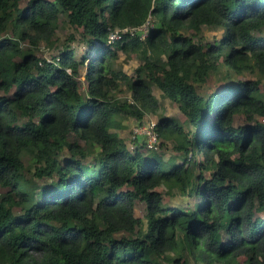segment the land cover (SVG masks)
Wrapping results in <instances>:
<instances>
[{
  "label": "trees",
  "instance_id": "1",
  "mask_svg": "<svg viewBox=\"0 0 264 264\" xmlns=\"http://www.w3.org/2000/svg\"><path fill=\"white\" fill-rule=\"evenodd\" d=\"M60 15L80 30V58L73 33L51 57L36 53ZM148 18L144 40L106 44L110 29ZM202 25L223 35L204 42ZM263 28L264 0H0V264H264ZM118 49L140 61L133 74L115 65ZM221 65L255 78L199 93ZM146 114L181 161L111 133ZM26 153L48 180L35 196L18 180ZM159 187L193 207L163 203Z\"/></svg>",
  "mask_w": 264,
  "mask_h": 264
},
{
  "label": "rangeland",
  "instance_id": "2",
  "mask_svg": "<svg viewBox=\"0 0 264 264\" xmlns=\"http://www.w3.org/2000/svg\"><path fill=\"white\" fill-rule=\"evenodd\" d=\"M25 0H20V4H24ZM79 29H76L75 27H72L67 21L65 20L64 16L59 17V23L56 29V35L54 38V43L49 46L45 42H40L39 46L37 47V54L42 57L49 58L52 55H54L57 50L60 48V43L70 34L73 33L75 36L74 41V48L76 53V58H80L82 53H85L87 50L86 44L83 42L81 43V37L79 34ZM182 33H190V30H181ZM257 35H263L264 36V28L260 31L254 30L253 31ZM223 35V29L221 27H217L215 25H202L201 26V34L199 35L204 42H214L215 40H218ZM197 38V37H195ZM93 54V52H90V55ZM115 65L117 67H120L125 72L129 74L134 73V69L140 64V61L132 54H126L120 49L116 52L115 57L113 58ZM80 88L81 91H85L86 83L83 78V69L80 72ZM246 78H255L254 75L250 73H245L242 75H236L229 72L227 67L221 65L220 69L210 75L208 80L202 84V83H196V89L199 93H206L214 88H218L222 86L224 83H235L238 79H246ZM260 90L264 92V79L259 84ZM152 93L158 98L159 102L163 104L164 107V113L167 115H170L172 117L177 118L178 120H181L183 123H186V118L182 112L179 111L177 105L170 101L168 98L164 97L161 93V91L155 86L151 85ZM122 94V93H121ZM157 116L154 114H146L142 118V123H139V121L135 120L131 116L124 117L122 120L124 127L117 130V134L125 139L127 146L131 150L135 144L136 141L139 143L144 142L143 134L141 133L144 129L145 125L148 121L153 120L156 121ZM26 118H23L25 120ZM244 120L242 117H237L234 124H240ZM69 138L74 139L75 135L72 133L69 135ZM138 139V140H137ZM80 143L83 144V141L80 140ZM159 145V143H158ZM153 149L158 157L162 161H167L169 159L174 158L176 161H181L183 158L182 154H177L172 151L171 144L169 142H165V146H158ZM152 149V148H151ZM66 153L65 151L61 154V162L65 158ZM23 166L20 170V176H19V182L22 186H25L26 189L30 191L31 195L36 194L38 188L41 186H45L47 183V179H41L37 178L32 174L33 165L35 163L34 156L31 154H23ZM87 161L92 160V157H88L86 159ZM95 171V169H93ZM158 190L162 192V201L163 203H167V205L170 206H181L183 208L186 207H193V200L188 196H179L177 194L175 195H168L165 193L164 187H159ZM5 188L0 187V193H4ZM14 212L18 211L17 207L12 208ZM144 212V204L140 201H137L135 203L134 207V213L138 217H142ZM228 236L221 232L218 235V239L220 240H227ZM167 262V261H166ZM230 263L232 264H248L245 256H239L235 259H233ZM230 263H221V264H230Z\"/></svg>",
  "mask_w": 264,
  "mask_h": 264
},
{
  "label": "built area",
  "instance_id": "3",
  "mask_svg": "<svg viewBox=\"0 0 264 264\" xmlns=\"http://www.w3.org/2000/svg\"><path fill=\"white\" fill-rule=\"evenodd\" d=\"M152 26L153 23L150 18H148L139 26H125L122 28L116 27L110 29L107 34L106 44H113L116 40L121 39L124 34H128L129 36L138 35L139 39L144 40ZM141 133L145 136L144 147L147 149H155L159 143L156 121H148Z\"/></svg>",
  "mask_w": 264,
  "mask_h": 264
},
{
  "label": "crops",
  "instance_id": "4",
  "mask_svg": "<svg viewBox=\"0 0 264 264\" xmlns=\"http://www.w3.org/2000/svg\"><path fill=\"white\" fill-rule=\"evenodd\" d=\"M75 56H76V54H75ZM83 73H84V72H83ZM117 130H119V129H111V133H112V134H117V132H116ZM117 135H118V134H117ZM120 137H121V136H120Z\"/></svg>",
  "mask_w": 264,
  "mask_h": 264
}]
</instances>
